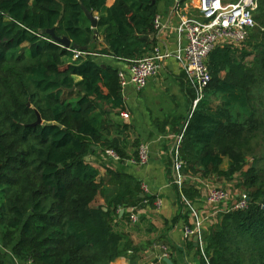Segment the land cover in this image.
<instances>
[{
    "label": "trees",
    "instance_id": "trees-1",
    "mask_svg": "<svg viewBox=\"0 0 264 264\" xmlns=\"http://www.w3.org/2000/svg\"><path fill=\"white\" fill-rule=\"evenodd\" d=\"M160 1L0 0V243L24 264H115L121 257L112 208L137 204L143 191L123 176L108 210L99 201L106 177L86 157L94 146L128 155L105 137L101 121L106 103L126 110L118 69L96 58L148 55ZM84 8L99 14L96 37ZM254 18L243 44L209 57L212 81L181 131L187 175H246L249 157L264 159V0ZM51 28L79 49L40 33ZM78 50L84 54L75 58ZM249 174V207L222 214L203 237L210 264H264V168ZM6 253L0 249V264H8Z\"/></svg>",
    "mask_w": 264,
    "mask_h": 264
},
{
    "label": "crops",
    "instance_id": "crops-1",
    "mask_svg": "<svg viewBox=\"0 0 264 264\" xmlns=\"http://www.w3.org/2000/svg\"><path fill=\"white\" fill-rule=\"evenodd\" d=\"M196 4L197 0H186L184 3L179 0L160 1L159 16L163 28L152 37L155 46L150 53L159 49L170 52L171 56L159 62L157 73L150 78L144 90L139 91L132 85L122 90L126 110L113 109L104 104L107 113L103 114L101 121L106 138L116 141L117 138H136L139 145L147 143L150 149V159L145 165L133 162L137 155L124 147L123 140L118 141L119 147L128 157L122 162L105 156L101 146H94L96 153L89 157L106 177L99 195L104 210H108L110 200L119 193L121 177L128 176L141 182V188L142 184L148 186V191L140 194L142 200L137 204L121 207L117 211L112 208V230L122 238V254L115 264H168L167 259L172 264H206L199 247L195 246V237L186 238L184 235V227L193 220L175 185L172 152L184 123L194 110L193 88L187 82L178 54L187 44L186 34L180 30L182 20L199 14ZM93 15L99 20L98 13L93 12ZM96 61L104 68L110 66L118 71L130 66V62L111 57H97ZM180 119L184 121L179 123ZM226 159L228 165H225ZM221 168H229L228 158H225ZM188 184L192 185L193 193H197L193 203L203 217L206 233L220 218L217 212L225 211L209 209L210 205L202 197L207 189L190 181ZM187 189L191 195L189 187ZM134 211L140 213V220L132 223L129 217ZM0 249L7 252L8 264H24L18 257L13 259L12 247L4 248L0 243Z\"/></svg>",
    "mask_w": 264,
    "mask_h": 264
},
{
    "label": "built area",
    "instance_id": "built-area-1",
    "mask_svg": "<svg viewBox=\"0 0 264 264\" xmlns=\"http://www.w3.org/2000/svg\"><path fill=\"white\" fill-rule=\"evenodd\" d=\"M180 1V0H179ZM258 0H198L196 10L200 18L185 17L182 20L180 30L186 34L187 44L178 54L182 61L184 74L188 84L193 88L196 98L193 101V107L203 97L204 91L212 81V74L209 66V57L218 47L231 44L239 46L243 44L253 28L257 25L254 18V10L257 7ZM155 28H163L162 18L158 15L155 18ZM82 51H75V58L83 55ZM171 56L170 52L155 49L152 53L145 55L137 60L130 61L128 69L119 70V79L122 89L132 85L137 90H144L150 78L158 71L160 61ZM183 134H180L173 148V172L175 185L179 188L182 202L187 204L188 212L192 215V223L184 227L186 238L200 236L203 230L204 220L199 209L193 206L182 193L185 186L186 176L184 174L186 162L181 156V144ZM105 156L116 162H122L123 158L112 148L104 150ZM137 159L133 160L139 165H145L150 159V149L147 143L139 145L137 150ZM207 203L208 205H218L227 203L231 199V193L224 187H210L207 185ZM143 192L148 191V186L142 184ZM251 199L247 193L240 198L225 212L234 210H244L249 207ZM160 204V203H158ZM264 208V203L261 204ZM130 222L135 223L140 220V213L134 211L130 217ZM1 238V231H0ZM199 250L206 261L210 264L209 258L205 253V242L203 236L198 241ZM16 259V256L13 257ZM25 264H31L30 261Z\"/></svg>",
    "mask_w": 264,
    "mask_h": 264
},
{
    "label": "rangeland",
    "instance_id": "rangeland-1",
    "mask_svg": "<svg viewBox=\"0 0 264 264\" xmlns=\"http://www.w3.org/2000/svg\"><path fill=\"white\" fill-rule=\"evenodd\" d=\"M198 1V0H197ZM225 1H233V0H225ZM192 17L194 18H200L199 17V14L196 13V14H193ZM251 60V59H249ZM108 103H106L107 105ZM105 105V106H106ZM109 106V105H107ZM117 140L121 141L123 140V142L121 141V143L123 144H126V146H124L125 148H130V151L133 153L137 151V148L139 146V142H137V139L136 138H123V139H118ZM106 148H104L105 150ZM89 158V157H88ZM183 158V156H182ZM184 159V158H183ZM227 161V159H226ZM228 165V161L225 162V165ZM261 168H264V159H260L259 161L257 162H254L253 158L249 157L245 163H244V169H245V172H246V175H239V174H235L234 176L232 177H225V176H217V175H213V174H209L208 176H203L199 173H193V171L190 172L189 175L186 174V166H185V171H184V174L186 176V179H185V186L182 188V193L185 195V197L191 202L193 203V199L194 197L197 196V193H194V196L193 198H190L189 196V193H188V187L190 188L191 186L188 184V182L190 181L191 183L193 184H196V185H200V186H203V188H208L207 185H209L210 187H224L226 189H228L231 193V199L230 201H228L227 203H221V204H218V205H210L209 206V209H212L214 211H219V210H223L225 211L227 208H231V206L240 198V196L244 193H247L249 196H251L252 192L254 191L253 188H249L248 186L244 185V182L245 180H248L250 178V170H257V169H261ZM189 177V178H188ZM187 182V183H186ZM194 186V185H193ZM194 191V189H193ZM207 193L206 192V195L205 196H202L204 200H206L207 198ZM100 202H101V199H99ZM182 200V199H181ZM183 201V200H182ZM184 206L187 207V204L184 203ZM198 204V203H197ZM193 206H196V204H192ZM198 209V208H197ZM225 212L223 213H220L217 212V215H222L224 214ZM207 221H208V218H207ZM1 242V241H0Z\"/></svg>",
    "mask_w": 264,
    "mask_h": 264
},
{
    "label": "water",
    "instance_id": "water-1",
    "mask_svg": "<svg viewBox=\"0 0 264 264\" xmlns=\"http://www.w3.org/2000/svg\"><path fill=\"white\" fill-rule=\"evenodd\" d=\"M84 11H85V14L87 16V18L89 19V21L91 22V25L93 27V29L95 30L94 32V37H96L97 35V27H98V22L99 20L93 15V12L89 11L87 8H84ZM40 33L42 34H50L54 40L58 41L59 43H61L63 46L65 47H73L75 49H79L78 45L77 44H73L72 41L67 37V36H64V37H58L56 36L55 34V28H51V29H43V30H40ZM81 50H86V47H83ZM103 67H105L103 65ZM42 123V118L40 116V114L38 113V120L36 122V124H41ZM89 158L86 157V160H88ZM124 213V210H122L121 214ZM205 234V230H201L200 232V236H204ZM199 235L195 236L194 238V241H195V246H198V241H199V238H200ZM166 262L168 264H172L170 260H166Z\"/></svg>",
    "mask_w": 264,
    "mask_h": 264
}]
</instances>
